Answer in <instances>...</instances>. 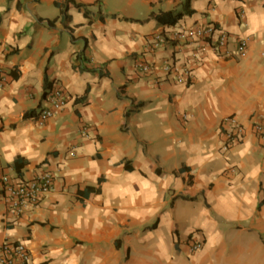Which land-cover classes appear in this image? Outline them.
Returning <instances> with one entry per match:
<instances>
[{
  "label": "crops",
  "instance_id": "1",
  "mask_svg": "<svg viewBox=\"0 0 264 264\" xmlns=\"http://www.w3.org/2000/svg\"><path fill=\"white\" fill-rule=\"evenodd\" d=\"M66 1L0 0V255L12 243L31 264H264L262 0ZM208 26L229 55L173 39ZM57 86L68 104L43 122ZM46 172L54 190L14 216L2 178Z\"/></svg>",
  "mask_w": 264,
  "mask_h": 264
},
{
  "label": "built area",
  "instance_id": "2",
  "mask_svg": "<svg viewBox=\"0 0 264 264\" xmlns=\"http://www.w3.org/2000/svg\"><path fill=\"white\" fill-rule=\"evenodd\" d=\"M216 28L208 26L205 28H198L189 31L176 32L173 35L174 41H196L201 40L204 43L202 53H205L208 48L216 51L217 54L222 55L226 53L229 55V42L226 34H218L216 37ZM216 37V40H214ZM158 47L162 42V36L157 35L155 37ZM215 41V42H214ZM238 54L241 58H245L248 52L247 40H242L239 44ZM136 69L144 74H150L153 72V68L147 62L140 61ZM164 72L167 74L176 75L180 83H186L190 75L188 71L175 70L173 67L167 65L164 67ZM2 76L0 74V86L2 83ZM48 102L51 105L50 109H46L41 112L39 119L43 122L54 118L59 115L67 106L68 98L66 97L64 89L55 87L48 95ZM184 121L188 120L185 115ZM226 125L230 127L228 133V142L239 141L244 135L243 125L235 118L231 117L226 120ZM255 132L264 139V116L258 118V122L255 125ZM231 144L226 145L229 148ZM2 183L5 188V204L10 212L17 218L26 213L29 209L38 205L42 197L51 193L54 190V175L51 172H46L40 175L38 178L28 182H16L8 176L2 178ZM202 249L201 243H195L191 251L192 253L198 252ZM0 264H31V255L28 248L24 244H12L5 243L1 249Z\"/></svg>",
  "mask_w": 264,
  "mask_h": 264
},
{
  "label": "trees",
  "instance_id": "3",
  "mask_svg": "<svg viewBox=\"0 0 264 264\" xmlns=\"http://www.w3.org/2000/svg\"><path fill=\"white\" fill-rule=\"evenodd\" d=\"M66 3L68 4V6H69V5L71 6V4L76 5L75 3H72L71 0H67ZM262 4H263V6H264V0H262ZM58 5H59V4H58ZM68 6H67V8H65V9L68 10ZM77 6H78L79 8L82 7L81 5H77ZM65 9H64L62 15L67 17V13H66ZM46 85H47V87L49 88V84H48V82H46ZM47 96H48V91H47L46 94H45V97H47ZM83 100H84V99L81 98V99H78L77 102H78V103H81V102H83ZM141 106H142V105H141ZM19 166H20V160H18V161L16 162V165H15L16 169L18 170V172H20V170H19L20 167H19ZM97 191H98V189H91V190H89L90 193H94V192H97Z\"/></svg>",
  "mask_w": 264,
  "mask_h": 264
}]
</instances>
